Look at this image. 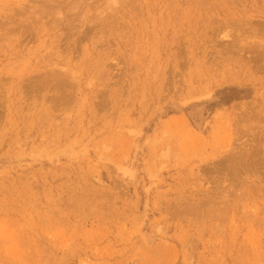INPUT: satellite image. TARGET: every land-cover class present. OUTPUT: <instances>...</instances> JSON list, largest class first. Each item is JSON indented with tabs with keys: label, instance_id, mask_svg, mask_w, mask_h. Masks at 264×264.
<instances>
[{
	"label": "rangeland",
	"instance_id": "obj_1",
	"mask_svg": "<svg viewBox=\"0 0 264 264\" xmlns=\"http://www.w3.org/2000/svg\"><path fill=\"white\" fill-rule=\"evenodd\" d=\"M0 264H264V0H0Z\"/></svg>",
	"mask_w": 264,
	"mask_h": 264
}]
</instances>
